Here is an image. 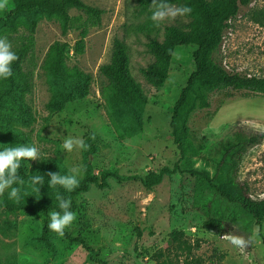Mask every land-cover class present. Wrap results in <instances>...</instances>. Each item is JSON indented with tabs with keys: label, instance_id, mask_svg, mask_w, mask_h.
Returning <instances> with one entry per match:
<instances>
[{
	"label": "rangeland",
	"instance_id": "obj_1",
	"mask_svg": "<svg viewBox=\"0 0 264 264\" xmlns=\"http://www.w3.org/2000/svg\"><path fill=\"white\" fill-rule=\"evenodd\" d=\"M104 11L102 24L91 29L86 39L83 55L73 58L70 64L79 66L94 77L93 94L83 100L69 103L61 110L50 111L47 107L51 94L43 77L35 75V87L27 96L31 114L0 112V144L24 145L11 127L28 137L39 156L55 159L60 164V175H71L76 170L78 180L85 175V151L95 147L90 155L93 174L117 170L124 177H145L163 168L176 170L165 175L161 184L152 190L146 189L139 179L119 181L108 179L101 188L92 184L89 190L77 198L78 208L74 220L64 229L72 237L85 240L90 251L77 243H70L64 236L53 237L57 252L52 253L33 240L43 227L44 218L30 217L24 213L15 216L0 215V264H155V257L164 252L172 264H183L199 258L203 264H264V222L259 227L238 203H233L213 192L201 177L190 174L189 169L205 172L210 179L217 173L216 184L240 198L230 188L227 169L218 171L220 143L231 138L235 131L264 133V97H246L244 92L227 91L211 96V108L193 113L190 129L199 154L181 160V154L173 142L170 122L174 106L182 90L195 70L193 46H178L175 51L169 77L163 88H153L144 79L141 69L149 66L153 56L148 51L151 40H164L166 28L185 26L190 23L178 5L170 6L177 14L153 22L150 19L153 7L141 5L139 0H82ZM0 11L6 9L2 0ZM264 9V0H252L242 8L225 34L223 43L214 54L216 63L229 72L242 75L264 76V25L251 19V13ZM72 16L79 12L72 10ZM147 26V27H146ZM146 27V29H145ZM118 38L129 49L130 68L148 95V104L142 116L120 115L115 122L100 95L99 69L111 58L112 42ZM78 32L67 36L61 33L60 25L43 19L36 33V58L40 64L49 47L56 41L74 46ZM18 115L20 116L18 120ZM67 138L79 140L84 147L74 144L71 152L63 147ZM35 162V160H32ZM22 163V161H21ZM13 183L19 194H44L54 187L48 186L49 177L41 175L43 184L34 192L30 180ZM238 180L249 187L253 199L264 198V141L252 148L244 157ZM208 208L210 214L221 219L218 228L204 227ZM16 224V229L5 232L4 222ZM51 222L48 216L46 224ZM10 228V227H9ZM183 232V241L191 245V252L176 249L171 234ZM5 233V234H4ZM246 241L243 247L230 242V237ZM224 255L223 260L219 259Z\"/></svg>",
	"mask_w": 264,
	"mask_h": 264
},
{
	"label": "trees",
	"instance_id": "obj_2",
	"mask_svg": "<svg viewBox=\"0 0 264 264\" xmlns=\"http://www.w3.org/2000/svg\"><path fill=\"white\" fill-rule=\"evenodd\" d=\"M6 2V9L0 11V38L9 42L10 50L15 53L16 60L11 65L12 75L8 78H0V112L12 114L22 112L27 118L29 116L33 118L26 98L35 87V75L39 74V71L51 94V100L47 105L50 111L61 110L66 104L92 96L94 77L83 71L77 64L71 65L69 58L85 53L86 39L91 29L101 26L104 11L82 0H6ZM139 2L145 7H154L153 0H139ZM251 2L252 0H166L169 6L178 5L180 11L184 8L189 9L190 11L181 12L190 19V23L183 27L170 26L166 28L162 42L151 40L148 43V51L153 56V62L143 67L141 73L150 86L157 89L163 88L169 77L171 60L176 48L178 46L196 48L195 70L174 106L170 122L173 142L181 154V160L199 154L200 147L193 140L190 120L194 112L211 108L210 99L213 94L232 90L244 92L246 97H264V76L229 72L214 60V54L221 47L226 32L232 27V20L238 16L242 8L249 7ZM2 4L0 0V7L3 6ZM72 10L78 11L79 15L72 16L70 14ZM43 19L58 23L63 36L77 31L78 40L74 46L67 42H54L39 64L35 57L36 33ZM251 19L263 26L264 9L253 11ZM129 59L128 46L124 41L115 38L112 42L110 61L99 69L100 76L105 79L101 83L100 95L110 116L117 123L120 122V115L124 113L142 116L148 104V95L143 85L133 76ZM37 70H39L38 73ZM19 118L18 115V120ZM11 129L21 138L19 140L21 143L32 146L26 135L13 127ZM263 141V132L247 133L237 130L231 138L220 143L218 152L221 156L218 171L222 168L227 169V181L230 188L237 192L239 199L232 197L223 186L216 184V181L220 180L218 173L210 179L205 172L198 169L192 168L188 171L193 176L204 179L208 188L220 197L238 203L253 217L259 227H262L264 222V198L253 199L248 185L240 182L238 177L244 157ZM95 150V147H92L85 151V164H87L85 175L73 191L67 192L62 186L56 185L52 190L41 195L19 194V200L10 199L8 193H0V215L15 216L24 213L30 217H43L42 230L33 237V240L56 254L57 248L53 237L59 234L48 229L46 219L51 211L62 212L58 207L57 196L70 200L68 210L74 212L78 208V196L87 192L92 184L104 188L108 185L109 178L119 181L135 178L139 179L146 189L152 190L162 183L165 175L182 170L179 165H176L174 169L163 168L145 177H124L117 170H106L100 175H95L88 164L90 155ZM38 159L35 162L29 160L28 163L22 160L19 174L29 179L31 175L41 176L49 172H58L60 164L55 159L46 156H40ZM203 225L218 228L222 226V221L212 216L208 208L207 219ZM4 226L5 232L12 230L11 228L16 229V224L8 220H5ZM62 236L70 243L80 244L90 251L83 238L72 237L66 232ZM183 237V232H173L172 243H180L178 247H175L176 249L191 252V245L183 241ZM189 255L190 253L182 261L183 264H203L199 258L189 259ZM224 257L220 255L219 259L223 260ZM154 262L155 264H172L164 252H160Z\"/></svg>",
	"mask_w": 264,
	"mask_h": 264
},
{
	"label": "clouds",
	"instance_id": "obj_3",
	"mask_svg": "<svg viewBox=\"0 0 264 264\" xmlns=\"http://www.w3.org/2000/svg\"><path fill=\"white\" fill-rule=\"evenodd\" d=\"M153 6L154 7L151 10L150 16V19L153 22L158 23L165 17H171L177 14V10L170 7L166 3V0H153ZM181 11L187 12L190 10L184 8ZM10 49L11 45L9 42L4 38H0V78H8L12 75L11 65L12 62L16 60V55ZM74 144L78 147H84L81 141H74L72 138L65 139L63 142V147L65 150L71 152ZM38 156V149L35 146H6L4 144H0V193H2L8 188L9 185L13 183V179H15L17 169L20 167L22 160L25 161V163H28L29 160H39ZM47 176L49 177V187L60 185L67 192L73 191L79 183L76 170L74 169L72 170L71 175H60L58 172H49ZM29 179L33 191H38L39 189L36 186L43 184L42 176L31 175ZM15 182L18 185H23L25 183V181L20 177L15 179ZM19 193V187H12L11 191L8 192V196L10 199L19 200ZM57 200L58 207L62 210V212H49L51 222H49L47 226L50 231L62 236L64 234V229L70 226L73 222L74 213L68 210L70 207V200H66L60 196H57ZM230 242L237 247H243L246 243L244 239L235 236L230 237Z\"/></svg>",
	"mask_w": 264,
	"mask_h": 264
}]
</instances>
